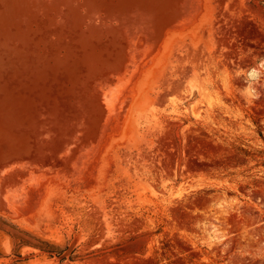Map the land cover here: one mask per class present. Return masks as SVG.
<instances>
[{
	"label": "rangeland",
	"instance_id": "obj_1",
	"mask_svg": "<svg viewBox=\"0 0 264 264\" xmlns=\"http://www.w3.org/2000/svg\"><path fill=\"white\" fill-rule=\"evenodd\" d=\"M12 1L0 264H264V0Z\"/></svg>",
	"mask_w": 264,
	"mask_h": 264
},
{
	"label": "bare ground",
	"instance_id": "obj_2",
	"mask_svg": "<svg viewBox=\"0 0 264 264\" xmlns=\"http://www.w3.org/2000/svg\"><path fill=\"white\" fill-rule=\"evenodd\" d=\"M13 1H14V4H15L16 1H15V0H13ZM13 1H12V2H13ZM8 2H9V1H7V3H8ZM19 4H20V3H19ZM27 4H28V3H27ZM10 5H11V3H10ZM12 5H13V4H12ZM16 5H17V4H16ZM25 5H26V4H25ZM7 6H8V5H7ZM13 7H14V6H13ZM15 7H18V6H15ZM19 7H20V5H19ZM21 10H22V9H21ZM14 11H16V10H14ZM17 11H18V10H17ZM18 12H19V11H18ZM23 12H25V11H23ZM26 12H28V10H26ZM20 13H21V11H20ZM10 15H11V14H10ZM23 15H24V14H23ZM14 16H15V15H14ZM13 18H15V17H13ZM5 19H6V18H5ZM8 19H9V18H8ZM107 19H108V18H107ZM1 20H2V18H1ZM1 20H0V21H1ZM3 22H5V21H3ZM3 22H2V23H3ZM6 22H7V21H6ZM2 23H0V24H2ZM3 25H4V24H3ZM0 26H1V25H0ZM86 26H87V25H86ZM1 27H2V26H1ZM87 27H88V26H87ZM4 28H5V27H4ZM100 28H101V27H100ZM118 28H119V27H118ZM2 29H3V27H2ZM2 29L0 28V30H2ZM2 31H4V29H3ZM0 33H1V31H0ZM18 34H19V33H18ZM23 35H24V34H23ZM101 36H102V35H101ZM2 37H3V36H2ZM24 37H25V36H24ZM27 40H28V39H27ZM14 44H15V43H14ZM12 53H13V52H12ZM99 69H100V68H99ZM66 70H67V69H66ZM101 71H102V70H101ZM105 71H106V70H105ZM98 72H99V71H98ZM118 73H119V72H118ZM97 74H98V73H97ZM120 75H121V74H120ZM125 93H126V92H125ZM127 93H128V92H127ZM127 93H126V94H127ZM122 95H123V94H122ZM123 96H124V95H123ZM123 96H122V97H123ZM114 98H115V97H114ZM23 102H24V101H23ZM23 102H22V104H23ZM10 104H12V101L10 102ZM22 104H21V105H22ZM113 104H114V103H113ZM121 104H122V103H121ZM1 106L3 107V104L0 105V113L2 112V110H1L2 107H1ZM22 109H23V108H22ZM22 109H21V110H22ZM19 113H20V112H19ZM2 114H3V113H2ZM2 114H1L0 118L2 117ZM21 114H22V113H21ZM122 114H123V113H122ZM3 118H4V117H3ZM102 119H103V118H102ZM0 121H1V120H0ZM11 121H12V120H11ZM1 125H2V124H1ZM1 125H0V126H1ZM4 125H5V124H4ZM6 127H7V126H6ZM35 127H36V126H35ZM98 129H99V128H98ZM112 129H113V128H112ZM99 130H100V129H99ZM7 132H8V130H7ZM9 134H10V133H8V135H9ZM74 134H75V133H74ZM77 135H78V134H77ZM6 136H7V135H6ZM1 140H2V137H1ZM5 140H6L9 144H11L12 146H16V145H17V143H15V142L13 141V138L10 139V138L7 136V137H5ZM80 140H81V139H80ZM13 142H14V143H13ZM12 143H13V144H12ZM0 152H1V151H0ZM9 153H10V152H9ZM9 153H8V154H9ZM20 154H21V153H20ZM18 157H19V156H18ZM14 167H15V166H14ZM22 167H24V166H22ZM28 170H29V169H28ZM13 171H14V170H13ZM23 177H24V176H23ZM19 182H20V181H19ZM83 182H84V181H83ZM84 184H85V183H84ZM17 185H18V184H17ZM24 185H25V184H24ZM0 191H1V190H0ZM15 191H16V190H15ZM8 195H9V194H8ZM25 218H26V217H25ZM76 237H77V236H76ZM78 237H79V236H78ZM78 237H77V238H78ZM77 238H76V239H77ZM75 243H76V242H75ZM73 246H74V245H73ZM67 255H68V254H67ZM69 255H70V254H69ZM46 259H47V258H46Z\"/></svg>",
	"mask_w": 264,
	"mask_h": 264
},
{
	"label": "clouds",
	"instance_id": "obj_3",
	"mask_svg": "<svg viewBox=\"0 0 264 264\" xmlns=\"http://www.w3.org/2000/svg\"><path fill=\"white\" fill-rule=\"evenodd\" d=\"M262 63H264V62H262ZM252 73L254 74V76H255L256 79H259L260 76H261V73L260 72H257L256 69H252Z\"/></svg>",
	"mask_w": 264,
	"mask_h": 264
}]
</instances>
